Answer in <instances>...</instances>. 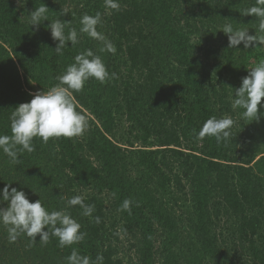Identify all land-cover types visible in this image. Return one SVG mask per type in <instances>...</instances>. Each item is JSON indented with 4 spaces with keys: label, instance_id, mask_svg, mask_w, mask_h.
<instances>
[{
    "label": "trees",
    "instance_id": "1",
    "mask_svg": "<svg viewBox=\"0 0 264 264\" xmlns=\"http://www.w3.org/2000/svg\"><path fill=\"white\" fill-rule=\"evenodd\" d=\"M43 3L49 21L30 25ZM119 3L116 11L104 0H0V135H11L13 108L58 83L85 49L115 74L72 93L87 119L81 136L35 137L19 163L0 150V189L10 183L49 212L70 213L86 234L65 247L52 235L46 244L24 234L10 242L0 223V264H67L73 249L91 264H264V115L250 122L231 107L264 45L229 47L220 30L264 35L243 14L256 0ZM97 12L115 53L79 31L81 17ZM58 18L79 40L63 54L47 27ZM225 115L234 120L227 141L197 138L208 118ZM77 195L94 205L91 215L67 205Z\"/></svg>",
    "mask_w": 264,
    "mask_h": 264
},
{
    "label": "clouds",
    "instance_id": "2",
    "mask_svg": "<svg viewBox=\"0 0 264 264\" xmlns=\"http://www.w3.org/2000/svg\"><path fill=\"white\" fill-rule=\"evenodd\" d=\"M107 9L119 11V0H104ZM48 7L43 3L28 14L30 25H39L42 21H49ZM67 13L61 12V15ZM243 14L252 15L259 20V32L264 33V0H256L255 5L244 9ZM101 22V14L94 16L84 14L80 19V32L102 43L101 52L115 53L116 49L106 37L97 30ZM67 22L55 19L47 27L51 30L52 39L57 41L55 51L63 54V49L71 42L75 46L78 33L75 28H70L65 34ZM228 35L229 47H236L243 42L244 48L264 45V35H249L247 29H234L231 24H225L220 29ZM115 74H110L102 58L92 49H85L74 57V62L66 67L63 74L58 75L56 83L47 90H38L32 95L29 102L20 103L13 108L10 119L11 135H0V150L11 159L19 163L18 154L35 151L33 139L39 137L44 143L50 138H73L81 136L86 127V116L77 110V105L72 95L83 90L89 79L105 83ZM235 93V94H234ZM264 59L248 70V75L242 78L241 85L236 88L231 97L233 110L242 109V117L246 120L259 121L264 112ZM234 120L230 116L208 118L201 126L198 139L205 136L215 137L217 143L230 138V129ZM7 202L6 207H0V223L7 227L10 242L24 234L35 241L37 235L40 242L46 244L49 236L58 238L61 247L71 246L81 242L85 233L80 231L81 225L64 210L49 212L39 199L30 202L25 191L11 187L10 183L0 189V204ZM132 201L126 199L123 209L130 210ZM69 207L79 205L83 215L89 216L94 210V205L84 203L82 196L77 195L67 200ZM99 222V217H96ZM67 264H91L90 258L81 256L75 249L66 258ZM97 261H102V256H97Z\"/></svg>",
    "mask_w": 264,
    "mask_h": 264
},
{
    "label": "rangeland",
    "instance_id": "3",
    "mask_svg": "<svg viewBox=\"0 0 264 264\" xmlns=\"http://www.w3.org/2000/svg\"><path fill=\"white\" fill-rule=\"evenodd\" d=\"M87 127H88V125H87ZM87 127H86V128H87ZM181 212H182V211H181Z\"/></svg>",
    "mask_w": 264,
    "mask_h": 264
}]
</instances>
